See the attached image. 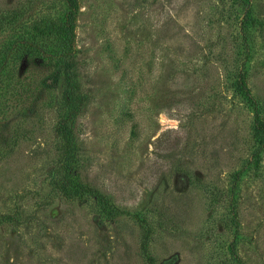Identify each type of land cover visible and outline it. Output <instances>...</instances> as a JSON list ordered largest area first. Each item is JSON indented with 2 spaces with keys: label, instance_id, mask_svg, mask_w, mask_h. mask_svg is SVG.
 <instances>
[{
  "label": "rangeland",
  "instance_id": "1",
  "mask_svg": "<svg viewBox=\"0 0 264 264\" xmlns=\"http://www.w3.org/2000/svg\"><path fill=\"white\" fill-rule=\"evenodd\" d=\"M78 2V171L116 217L55 187L64 73L25 59L0 109V215L32 218L0 223V264H264V146L241 93L264 121V0ZM14 8L63 2L0 0Z\"/></svg>",
  "mask_w": 264,
  "mask_h": 264
},
{
  "label": "trees",
  "instance_id": "2",
  "mask_svg": "<svg viewBox=\"0 0 264 264\" xmlns=\"http://www.w3.org/2000/svg\"><path fill=\"white\" fill-rule=\"evenodd\" d=\"M61 1L63 9L56 16L46 13L38 18H33L29 9L25 11L19 8L0 14V109L3 107L13 108L14 101L19 100L22 88H19V81L15 77L16 66L18 67L25 59H42L56 67L55 70H62L65 84L61 95L56 100L59 113L56 125L57 141L62 143V147L61 158L54 171L55 187L61 195L71 200L94 199L99 206V214L106 220H112L117 213L113 202L98 189L85 183L78 171L75 126L76 119L86 100L81 91L75 47L79 0ZM245 73V70L240 73L241 83H245ZM52 82L58 83L56 78ZM54 83H47L46 80L42 82L43 86L48 89L56 88L57 85ZM241 90L243 97L253 106L255 130L262 132L260 140H263L264 146V121L261 118L262 109L259 100L254 97L249 88L242 87ZM7 142L6 135L0 133V161L4 158L1 148L6 147ZM248 164L252 165L253 163L249 161ZM236 189L237 183L234 184L233 194ZM233 199L231 200L233 201ZM16 213L18 212L16 211ZM14 215L13 213L1 214L0 223L15 220L18 224L32 218L29 215L22 220ZM147 234H145L146 240L149 237L148 231ZM147 243L148 241L143 245L145 253ZM147 256L152 262L153 257L149 254Z\"/></svg>",
  "mask_w": 264,
  "mask_h": 264
}]
</instances>
